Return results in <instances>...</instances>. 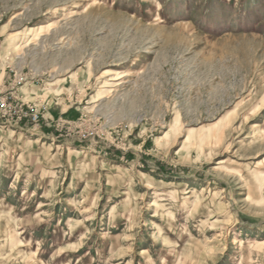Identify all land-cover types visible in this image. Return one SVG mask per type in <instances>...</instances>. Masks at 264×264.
Wrapping results in <instances>:
<instances>
[{
    "label": "rangeland",
    "instance_id": "1",
    "mask_svg": "<svg viewBox=\"0 0 264 264\" xmlns=\"http://www.w3.org/2000/svg\"><path fill=\"white\" fill-rule=\"evenodd\" d=\"M10 95L0 264H264V0H0Z\"/></svg>",
    "mask_w": 264,
    "mask_h": 264
},
{
    "label": "built area",
    "instance_id": "2",
    "mask_svg": "<svg viewBox=\"0 0 264 264\" xmlns=\"http://www.w3.org/2000/svg\"><path fill=\"white\" fill-rule=\"evenodd\" d=\"M26 120L30 125L27 130L41 131L42 117L37 105L23 103L11 95L0 99V123L6 127L23 130Z\"/></svg>",
    "mask_w": 264,
    "mask_h": 264
},
{
    "label": "crops",
    "instance_id": "3",
    "mask_svg": "<svg viewBox=\"0 0 264 264\" xmlns=\"http://www.w3.org/2000/svg\"><path fill=\"white\" fill-rule=\"evenodd\" d=\"M53 120H54L53 118H49V119H46L45 121H43L42 122V130L39 131L38 133L44 134V130H47L50 127L49 125H50L51 122H53ZM27 127H28L27 123H25V126H24L25 129L20 130V132H25V133L32 132V131L27 130L28 129Z\"/></svg>",
    "mask_w": 264,
    "mask_h": 264
},
{
    "label": "bare ground",
    "instance_id": "4",
    "mask_svg": "<svg viewBox=\"0 0 264 264\" xmlns=\"http://www.w3.org/2000/svg\"><path fill=\"white\" fill-rule=\"evenodd\" d=\"M56 22H59V20H57ZM42 28H43V26L40 27V29H42ZM237 257H238L237 252H234L233 255L230 257V262H232V263L236 262L238 259Z\"/></svg>",
    "mask_w": 264,
    "mask_h": 264
}]
</instances>
